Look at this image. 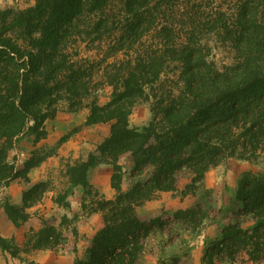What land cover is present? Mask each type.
Listing matches in <instances>:
<instances>
[{
  "label": "trees",
  "instance_id": "1",
  "mask_svg": "<svg viewBox=\"0 0 264 264\" xmlns=\"http://www.w3.org/2000/svg\"><path fill=\"white\" fill-rule=\"evenodd\" d=\"M117 1L121 6L113 13L110 0H34L25 9L0 10V188L27 181L38 162L28 158L15 168L9 152L19 135H31L34 142L45 138L44 123L59 102L69 111L88 108L86 125L109 123L97 152L110 160L116 194L91 209L103 212L104 225L87 256L72 264H138L145 239L163 222L139 219L135 206L157 191L174 190L185 172L186 192L194 193L226 155L255 158L264 149V0H233L231 8L224 0ZM211 38L235 52L233 63L217 66L209 59ZM79 42L95 45L96 58L80 56ZM97 72L113 88L104 105L97 103ZM138 99L149 102L151 118L131 126ZM124 155L133 180L127 191L121 189ZM100 162L88 156L69 166L71 185L90 193L86 171ZM45 190L44 182L30 185L23 204L31 205ZM236 198L237 215L252 224L223 227L200 264L241 255L264 261V172L246 171ZM3 207L15 225L28 217L8 200ZM177 213L196 214L194 209ZM45 222L31 229L27 245L51 248L62 241L57 227ZM0 247L12 256L19 252L13 238L1 235Z\"/></svg>",
  "mask_w": 264,
  "mask_h": 264
},
{
  "label": "rangeland",
  "instance_id": "2",
  "mask_svg": "<svg viewBox=\"0 0 264 264\" xmlns=\"http://www.w3.org/2000/svg\"><path fill=\"white\" fill-rule=\"evenodd\" d=\"M224 2L226 4L225 6H228V8H231L233 5V0H224ZM33 3L34 0H0V10L12 9L17 11L25 9L33 5ZM120 6L117 0H110L108 9L113 13L117 11ZM209 42L211 47L209 59L214 61L217 66L234 62L235 52L233 50L223 47L222 44L215 42L213 38L209 39ZM93 46L95 45H87L82 42L76 44L80 56L88 59H93L97 56V51L93 49ZM122 57L123 56L120 55L116 59H121ZM103 80L104 75L102 72H97L93 75L94 82H101L96 93L98 105H104L108 102L113 91L112 86L107 83H102ZM90 98H88V100H90ZM85 109L88 114L89 109L86 107H82L76 111L81 110L83 112ZM57 112H60V115H65L67 112H70L67 103L63 101L59 102L55 114ZM55 114L47 118L44 123L45 128H48L50 132L55 128V122L52 120ZM150 118L151 111L149 102L138 99L129 116V124L131 126H141L146 124ZM78 129H80V135L82 134L83 136L82 141L85 143L82 142V146L75 151L74 155L78 157L77 159L84 157L85 159L82 161H85L88 156H92L96 159H100L101 162L109 164L112 172L109 158L102 157L97 152L98 144L109 132V123H98L87 127H75L71 132L78 131ZM31 137V135L22 134L15 138L8 157L9 163L15 168H20L23 165V163H19L18 156L21 158L28 156V158L39 163L56 148L54 144L49 146L48 143H46L45 145L27 151V147H31ZM82 161H78L75 164ZM119 163L122 164L123 171L125 172L123 178L125 177L126 180L123 181L122 179V183L124 182V187L125 185L130 187L133 180L130 179L128 175L131 166L128 155L121 156L119 158ZM246 171L264 172V149L259 152L255 158L240 154L226 155L217 165L209 168L201 184L195 185L194 193L186 192V185L190 182V176L186 172L181 173L178 177L176 188L174 190H168L166 193L171 203H169L166 208L162 209L159 216L147 217L148 213H146L145 209L139 207L146 201L141 205L135 206L134 214L139 219L148 221L155 217H161L163 222V227L161 229H155L145 239L144 250L138 260V264H172L173 260H177L178 264H200L205 249L219 238L223 227L234 222H241L242 226L252 224L249 218H242L237 215L241 206L236 198L237 185ZM56 177L57 179L55 181L58 183V186L61 187L64 185L63 188H65L63 173H56ZM16 181L23 182L22 180ZM43 182L46 189L52 184V180ZM121 189L122 191H127L123 190L122 185ZM86 190H90V193L86 194L84 192V199L87 203L83 205L85 206V212H89L90 209L96 207L97 202H101L105 199L98 193L97 188L92 187V185ZM155 196L152 199H155ZM177 202H182V207H177V205L174 204ZM188 209L195 210L196 214L194 218L191 216L185 217L177 213ZM61 212L63 211L56 210V215L52 214L51 216L42 218L41 216H36L37 222L35 225L38 227L36 229L35 226L31 229L35 232L40 225H43V221L53 225H56L57 220L61 221V224H71L72 219L70 222L66 215H61ZM34 214L37 215L38 213L35 211ZM39 218L40 220H38ZM217 228L219 232H217ZM28 235H33V233L29 231ZM215 264H264V261L258 263L252 262L248 260L245 255H241L235 261L216 260Z\"/></svg>",
  "mask_w": 264,
  "mask_h": 264
},
{
  "label": "crops",
  "instance_id": "3",
  "mask_svg": "<svg viewBox=\"0 0 264 264\" xmlns=\"http://www.w3.org/2000/svg\"><path fill=\"white\" fill-rule=\"evenodd\" d=\"M60 114L57 112L52 119L55 122L54 130L50 132L46 128V137L37 142H34L31 137V147H27V151H30L48 143L49 146L54 144L55 150L29 169L27 181L11 182L8 186L0 188V235L4 238H13L14 244L19 248V252L12 256L0 247V264H72L77 259L86 257L92 237L103 226V212L100 210L92 211L91 209L89 212H85L83 204L87 201L84 199L83 188L79 184L71 185L67 173L69 165L72 166L85 159L84 157L77 159L78 157L74 155L83 142L80 129L71 131L75 127L90 126L85 124L87 110L85 109L83 112L81 110L70 111L65 115ZM27 158L28 156L24 158L18 156V161L23 163ZM56 173H63L65 188H63L64 185L58 186L55 181L57 179ZM111 174L109 164L104 162L93 165L86 171L89 184L96 187L98 193L105 200L113 199L116 193L111 186ZM47 180H52V184L43 192L42 196L31 205L25 206L22 200L23 191L34 183ZM124 180H126L125 177ZM121 185L123 190L130 188L127 185L124 187V182H121ZM166 193L167 191H158L155 199L146 201L139 206L145 209L148 218L159 216L162 209L171 203ZM5 200L24 210L28 214L27 219L19 225H15L4 211ZM174 204L177 207H182V202ZM56 210H62L61 215H66L70 222L72 219V223L66 225L61 224L59 220L56 222L55 226L62 233L63 240L51 248L34 249L27 245L28 232H31V228L36 226V216L42 218L52 214L56 215ZM35 211L38 213L37 215L34 214ZM217 232H219L218 228Z\"/></svg>",
  "mask_w": 264,
  "mask_h": 264
}]
</instances>
